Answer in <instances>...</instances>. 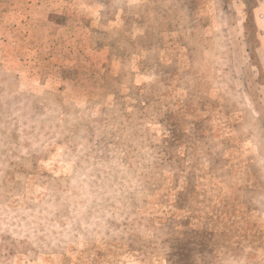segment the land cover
Masks as SVG:
<instances>
[{"label": "rangeland", "instance_id": "rangeland-1", "mask_svg": "<svg viewBox=\"0 0 264 264\" xmlns=\"http://www.w3.org/2000/svg\"><path fill=\"white\" fill-rule=\"evenodd\" d=\"M0 264H264V0H0Z\"/></svg>", "mask_w": 264, "mask_h": 264}]
</instances>
